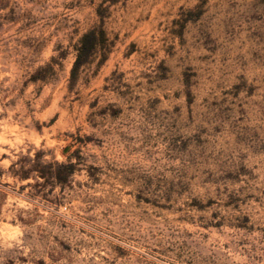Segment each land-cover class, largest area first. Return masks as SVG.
I'll use <instances>...</instances> for the list:
<instances>
[{
    "label": "rangeland",
    "instance_id": "obj_1",
    "mask_svg": "<svg viewBox=\"0 0 264 264\" xmlns=\"http://www.w3.org/2000/svg\"><path fill=\"white\" fill-rule=\"evenodd\" d=\"M0 264H264V0H0Z\"/></svg>",
    "mask_w": 264,
    "mask_h": 264
},
{
    "label": "trees",
    "instance_id": "obj_2",
    "mask_svg": "<svg viewBox=\"0 0 264 264\" xmlns=\"http://www.w3.org/2000/svg\"><path fill=\"white\" fill-rule=\"evenodd\" d=\"M100 36L102 38L104 37L103 31H100ZM96 37V32L94 30L89 31L82 37L80 47L77 49V58L71 71L72 78L75 77L77 67L82 58L84 56H91L95 50L97 43ZM74 157L75 155L71 154L64 163L51 162L42 165L41 158L37 155V157L32 160V164L27 170H20L19 178H40L44 181L43 185L52 183V185L64 187L68 184L69 179L75 172L76 163L72 162ZM38 185L40 184L36 183V186Z\"/></svg>",
    "mask_w": 264,
    "mask_h": 264
}]
</instances>
